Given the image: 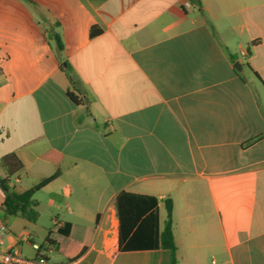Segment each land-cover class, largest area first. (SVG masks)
<instances>
[{
	"label": "crops",
	"instance_id": "1",
	"mask_svg": "<svg viewBox=\"0 0 264 264\" xmlns=\"http://www.w3.org/2000/svg\"><path fill=\"white\" fill-rule=\"evenodd\" d=\"M50 151L38 220L17 216L36 225L46 205L45 233L4 217L9 246L67 231L82 264H171L108 236L129 192L158 199L161 228L172 200L178 264H264V0H0V160L24 165L10 186L52 176Z\"/></svg>",
	"mask_w": 264,
	"mask_h": 264
},
{
	"label": "trees",
	"instance_id": "2",
	"mask_svg": "<svg viewBox=\"0 0 264 264\" xmlns=\"http://www.w3.org/2000/svg\"><path fill=\"white\" fill-rule=\"evenodd\" d=\"M92 30L91 34H94ZM56 42L58 51L63 49L59 35L51 34ZM68 98L75 104H86L87 100L78 93L67 91ZM42 159L50 161L55 166V172L49 177H37L35 184L27 190H19L10 186V178L23 172L24 165L16 152L4 155L0 163L7 172V178L0 177V184L5 190V199L1 205L2 210L12 216H21L30 222H36L39 212L35 209L34 195L44 186L60 175V163L62 155L50 151L42 156ZM23 178L29 179L30 175L24 173ZM158 199L154 196L139 195L129 192H121L116 199V210L119 226V249L125 250H168L171 255V264H178L176 256L177 247L173 233V202L166 199L164 208L166 219L163 227H160ZM59 235L63 238L59 240ZM67 231L60 234L48 233L44 242L54 248L67 262H73L81 258L87 251V247L70 241H66Z\"/></svg>",
	"mask_w": 264,
	"mask_h": 264
},
{
	"label": "built area",
	"instance_id": "3",
	"mask_svg": "<svg viewBox=\"0 0 264 264\" xmlns=\"http://www.w3.org/2000/svg\"><path fill=\"white\" fill-rule=\"evenodd\" d=\"M109 233L108 236L118 234L119 232V219L116 213L108 212ZM10 235L9 226L5 219L0 217V264H82L81 261L76 260L73 262H56L51 253L54 248L49 245L42 246L38 243H32L31 247L35 251L32 257L25 256L16 245L9 246L7 244V237ZM115 240L110 239V246L113 245Z\"/></svg>",
	"mask_w": 264,
	"mask_h": 264
},
{
	"label": "rangeland",
	"instance_id": "4",
	"mask_svg": "<svg viewBox=\"0 0 264 264\" xmlns=\"http://www.w3.org/2000/svg\"><path fill=\"white\" fill-rule=\"evenodd\" d=\"M3 168L0 166V172H2ZM12 182H13V186L18 188L19 190H21L22 188H24L26 186V184H30V180H26L25 178H22V181L20 183H15V179L12 178ZM0 191H1V187H0ZM35 197H40L44 203L46 202V194H43L42 192H39L35 195ZM44 214H43V218L36 224H30L28 223L26 220H24L21 217H17V216H12V215H7L4 211L0 210V217L4 218V217H8L11 220V226L13 228L16 229V231L18 232V234L20 235H24L28 232H32L33 230L37 232H39L40 234H44V230L42 229V226H44V223L46 222V217L50 216L51 210L49 209V207H47L46 205L43 206L42 208ZM63 210V208H62ZM41 238H36L37 242H40ZM20 248L22 253L25 256L28 257H32L35 255L34 251L31 249V247H29V245L24 242V241H20Z\"/></svg>",
	"mask_w": 264,
	"mask_h": 264
},
{
	"label": "water",
	"instance_id": "5",
	"mask_svg": "<svg viewBox=\"0 0 264 264\" xmlns=\"http://www.w3.org/2000/svg\"><path fill=\"white\" fill-rule=\"evenodd\" d=\"M235 67H236L237 70H240L242 68L241 65L239 63H237V62L235 63Z\"/></svg>",
	"mask_w": 264,
	"mask_h": 264
}]
</instances>
